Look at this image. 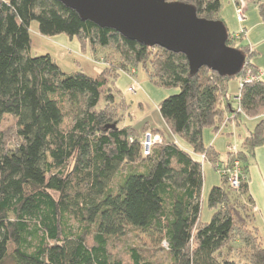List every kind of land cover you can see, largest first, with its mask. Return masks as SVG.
<instances>
[{
  "label": "trees",
  "instance_id": "1",
  "mask_svg": "<svg viewBox=\"0 0 264 264\" xmlns=\"http://www.w3.org/2000/svg\"><path fill=\"white\" fill-rule=\"evenodd\" d=\"M170 1L226 25L223 0ZM249 1L264 20V0ZM33 21L44 36L78 37L80 52L106 67L95 77L66 73L49 53L33 55ZM227 32V44L244 56L240 69L192 71L185 54L131 40L59 0H0V122L6 116L16 122L14 139L0 131V264H157L137 248L128 263L112 255L111 244L130 227L161 234L167 264H264L248 179L250 159L264 146V80L245 30ZM140 64L155 85L179 89L159 103L170 140L148 124L141 137L121 125L128 105L116 98L117 81L133 83ZM234 79L241 81L235 98ZM242 115L263 118L242 148L221 155L205 145V130L241 124ZM147 131L166 140L150 155L143 154ZM204 160L223 178L209 193L210 222L200 219ZM236 169L237 188L230 183Z\"/></svg>",
  "mask_w": 264,
  "mask_h": 264
},
{
  "label": "rangeland",
  "instance_id": "2",
  "mask_svg": "<svg viewBox=\"0 0 264 264\" xmlns=\"http://www.w3.org/2000/svg\"><path fill=\"white\" fill-rule=\"evenodd\" d=\"M230 4L231 3H228V0L224 4V0H223V6L220 12V16L222 17L223 21H225L226 18L229 17V19L233 21V25H236L238 23L236 11H234L232 7L230 8L229 6ZM255 5L256 4L252 3L249 6L258 9V7H256L257 5L256 6ZM35 27H37L38 29L37 35L41 36L42 38L36 36L34 32ZM229 32H233L231 28L229 29ZM238 32H240V30ZM31 35H32L31 52L33 55H43L50 52L55 53L56 52L55 49H59V48L60 49L62 48L65 51V53L67 54L66 57H62L59 54H58L59 56L57 55L55 57L56 58L58 57L57 63L66 73H73L82 70L85 73L95 77L98 76L100 72L106 67V63H104V61L103 62L96 61L90 56L89 53L82 54L80 51L76 53L75 50L71 49L74 48L72 44L76 42L79 49L83 50L82 44L78 37L72 39L70 36L66 34L61 35L68 38V40L66 39V41L64 42L65 44H63L61 42L62 40L60 39L61 40L60 41L58 37H50V36L42 35L39 32V25L37 21L32 22ZM258 35H264V30H260ZM263 39L261 41L260 46L256 48V51L251 59L252 63H254L260 69H264ZM68 47L71 48L68 49ZM111 55L112 56L110 59L116 62L117 57L115 58L113 56L114 53H112ZM136 77L140 85L139 83L136 82V80H133V83L131 84L129 79L125 76H121L117 81V86L120 89V91L116 92V98L118 101L124 100L125 103L128 105V107L122 111L123 120L121 122V125L132 126L137 131L138 136L141 137L144 128L148 124L152 128H159L160 130H162L163 133H165L168 140L172 139L171 132L168 129L165 121L163 120L160 114L159 103L166 97L179 92V89L164 88L155 85V83L150 81L147 71L143 66V64L137 66ZM231 81H235V83H232V90L235 91L236 94L239 92V96H240V89L236 83L237 79ZM239 84L241 87V81H239ZM130 88H132V90ZM103 105L104 102H101L100 106ZM15 123H16L15 119L12 116H6L0 122V131L5 132L7 138L14 139ZM153 135L156 136L157 138L155 139L156 140L155 144L157 143L162 144V142L166 141L165 139H161V135H155L154 133ZM211 139H212V135L210 133L209 134L206 133V135H204L203 137L205 145H210ZM202 163H203L205 181L202 192V210H201L200 219L202 222H210L214 210L209 206L208 203L209 193L213 186L221 185L223 183L222 181L223 178H222V172L217 167H215V165L212 162L208 160H204L202 161ZM249 165H252L251 159ZM120 179H121L120 174H117V176L114 178L115 180L114 184H116ZM164 241L165 240L163 237H161V234H158L156 232L153 233L141 232L137 229H134V227H130L124 235L120 236L119 240L118 239L114 240V243L111 244L110 250L114 257H119L120 259H122V261H124V263L130 262V260L132 259L131 248H137L143 254L144 258L152 259L157 264H167L169 262V255L165 247L166 243ZM238 253L239 251L235 252V250H231L230 255L232 257H235V259L238 258H240V260L245 259V256L243 254H241V256L238 257L237 256L239 255Z\"/></svg>",
  "mask_w": 264,
  "mask_h": 264
},
{
  "label": "water",
  "instance_id": "3",
  "mask_svg": "<svg viewBox=\"0 0 264 264\" xmlns=\"http://www.w3.org/2000/svg\"><path fill=\"white\" fill-rule=\"evenodd\" d=\"M59 1L83 19L131 40L185 54L192 71L208 66L222 74H234L243 64V54L227 44L226 25L198 16L191 4L170 0Z\"/></svg>",
  "mask_w": 264,
  "mask_h": 264
},
{
  "label": "crops",
  "instance_id": "4",
  "mask_svg": "<svg viewBox=\"0 0 264 264\" xmlns=\"http://www.w3.org/2000/svg\"><path fill=\"white\" fill-rule=\"evenodd\" d=\"M226 1L227 0H224V4L226 3ZM237 1L238 0H228V3H231L229 5L230 8L232 7L234 11H236ZM252 3L254 2L249 0H245L243 2L245 7V20L243 22L237 21L238 23L236 25H233V21H231L229 17L226 18L224 22L226 23L227 28L228 27L229 29L231 28L233 32H238L242 28L246 29V39L250 44V47L254 51H256V48L260 46L261 41L264 37V35H258L260 30H264V23H263L264 20L262 21L261 19L262 16L259 14L260 12H258L259 10L257 8H252L249 6ZM34 32L37 37L42 38L41 36L37 35L38 33L37 27L34 28ZM55 37H58L59 40L61 39L62 41L61 40L60 41L63 44H65L64 42L66 41V39L68 40V38L61 35ZM72 45L74 48L68 47V49L71 48L72 50H75L76 53H78L80 49L76 44V42L73 43ZM55 50H56L55 53L50 52L49 54L52 57H54L57 62H58L57 59L58 57L56 58L55 56H57L58 54L61 55L62 57H66L67 54L62 48ZM259 70L261 72V78L264 80V69L259 68ZM136 82L139 83L137 77H136ZM232 83H235V81L230 82L229 92L235 98L237 94H239V92L236 94L235 91L232 90ZM236 83L240 89L239 80H237ZM261 119L263 118L262 117L252 118L242 115L241 124H237L235 121H231L226 125V127L223 130L219 131L218 133L214 134L211 130H205L204 135H206V133L208 134L210 133L212 135L210 145H212L215 150L220 152L221 155H225V153L228 151L229 147L231 146L238 149L242 148V143L245 137L249 134L250 131L255 129L256 125ZM251 160H252V165H249V178H248L249 191L255 201L254 217L256 224H258L256 226L258 228V232L261 239L264 241V146H260L255 150L254 157L251 158Z\"/></svg>",
  "mask_w": 264,
  "mask_h": 264
},
{
  "label": "built area",
  "instance_id": "5",
  "mask_svg": "<svg viewBox=\"0 0 264 264\" xmlns=\"http://www.w3.org/2000/svg\"><path fill=\"white\" fill-rule=\"evenodd\" d=\"M236 16H237V20L239 22H243L245 20V7H244V4H243V1H241L239 4L237 3L236 4ZM245 29L242 28L240 31H244ZM261 78V76L259 77ZM133 88V87H132ZM132 88H130L132 90ZM155 139L156 136L153 135L152 132L150 131H147L145 133V137L144 139L142 140V146H143V154L144 155H150L151 151H152V147L153 145L155 144ZM233 149L237 150L236 148L233 147ZM240 163L239 161H236L235 162V166L236 167H239ZM230 183H231V186L232 187H239L240 185V172L239 170H234V173L231 175L230 177Z\"/></svg>",
  "mask_w": 264,
  "mask_h": 264
}]
</instances>
